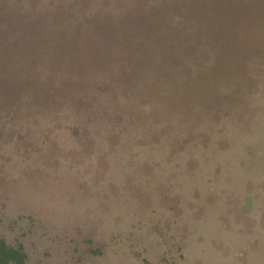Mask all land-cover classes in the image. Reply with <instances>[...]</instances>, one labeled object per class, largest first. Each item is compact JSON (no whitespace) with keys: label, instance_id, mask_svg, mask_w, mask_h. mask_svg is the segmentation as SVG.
<instances>
[{"label":"rangeland","instance_id":"374dc122","mask_svg":"<svg viewBox=\"0 0 264 264\" xmlns=\"http://www.w3.org/2000/svg\"><path fill=\"white\" fill-rule=\"evenodd\" d=\"M3 2L51 24L0 73L26 264H264V0Z\"/></svg>","mask_w":264,"mask_h":264},{"label":"trees","instance_id":"16d2710c","mask_svg":"<svg viewBox=\"0 0 264 264\" xmlns=\"http://www.w3.org/2000/svg\"><path fill=\"white\" fill-rule=\"evenodd\" d=\"M3 6V7H2ZM0 6V73H4V69L20 58L15 56L11 48L5 49L7 45L13 43L12 41L21 35L25 39L27 46L38 44L39 48L42 46L46 35L49 33L51 24L41 18H32L29 20L24 13L9 11L7 2H3ZM68 7V6H67ZM69 8V7H68ZM66 17V13L64 12ZM59 21L56 19L53 26ZM18 33V35H17ZM18 42L16 46H19ZM14 49V48H13ZM31 51V49H30ZM28 56H33L31 52ZM4 88H0V97L4 96ZM8 104L2 105L7 108ZM28 254L23 246L10 245L6 239L0 235V264H26Z\"/></svg>","mask_w":264,"mask_h":264}]
</instances>
